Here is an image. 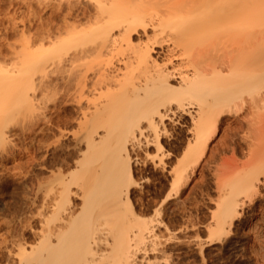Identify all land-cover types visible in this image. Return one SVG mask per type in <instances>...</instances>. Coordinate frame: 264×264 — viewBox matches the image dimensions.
Returning <instances> with one entry per match:
<instances>
[{"label":"bare ground","instance_id":"1","mask_svg":"<svg viewBox=\"0 0 264 264\" xmlns=\"http://www.w3.org/2000/svg\"><path fill=\"white\" fill-rule=\"evenodd\" d=\"M19 1L21 57L15 69L0 62V158L20 151L17 127L36 131L40 183L31 185L42 193L22 228L1 218L5 264H136L155 227L131 203L137 149L153 167L169 163L180 192L214 162L229 128V153L213 163L218 198L207 229L231 231L246 200L264 210V0ZM168 124L185 127L170 151L159 145ZM67 137L71 149L59 162L51 153L56 171L45 175L47 146L63 150ZM149 144L157 150L144 153Z\"/></svg>","mask_w":264,"mask_h":264},{"label":"rangeland","instance_id":"2","mask_svg":"<svg viewBox=\"0 0 264 264\" xmlns=\"http://www.w3.org/2000/svg\"><path fill=\"white\" fill-rule=\"evenodd\" d=\"M5 3L6 4H2V6H0V8H1L0 9V62L2 64H3V62H5V65L7 64L10 66L11 62L13 64H15L13 61L16 62L17 60H20L19 58L21 57L23 34H20V33H22V31H21L22 23L21 22H23V21H21L20 18H23L22 20H24V14H23L24 10L22 8L23 4L19 0H5ZM33 6L35 7L34 4H33ZM20 7L22 8V11H21ZM1 10H3V11H1ZM6 11H7V13L5 14ZM3 12L5 15H3ZM7 65H6V67H7ZM9 66H8V68L11 67V66L10 67ZM15 66H17V65H13V68ZM13 68L11 67L10 69H13ZM183 120H185V119H183ZM167 126L170 130H172V128H174V130H176L177 132L176 131L174 132V130H172L171 131L172 136L170 135L171 137L168 135L164 137V142L167 145L166 147H164V149L169 150L170 149L169 146L172 145L174 142L176 144H173L172 146L174 147V149H176V147H178L179 144L181 143L180 142L181 139H183V137L185 135V130H184L185 127H182L181 125L180 126L176 125L175 127H173V125L171 126V124H168ZM232 126H233V124H232ZM177 127H179V128L177 129ZM244 128L246 129L245 126H244ZM18 129L19 128L17 127V130ZM15 130L13 132H15V136L18 135L19 138L12 135L13 136V137L11 136L13 138L12 143H14V146L17 148V150H16V148L14 147L15 148L14 150L15 151L20 150V151L16 152V154H15L16 157H14V155H13V157H10V159H8V160L3 159V158H2L3 160H1V158H0V224H1L0 228L2 226V228L0 229V234H2V232L8 228V224L5 223V220L2 223V221H3L1 219L2 217L3 218L5 217L4 219H6V222H7V218H8V223L9 224H10V222L12 223L9 226L17 229V227H19L22 224V222L21 223L19 222L20 225L16 224V223H18V221H20L23 218V215H25L24 217L27 218V215H28L27 213H29L30 211L33 212L34 210H37L35 205L37 206L39 204L38 200L40 199V196L42 193V192H40L41 186H38V187L34 186V185H38V183H40V180H39V182L36 184L35 179L36 178L39 179V176H40V174H37V173H38L41 166L36 165V164H38V162L36 163V160L38 161V159H39L40 152H38V151H40L41 148H39L37 151V149H35V147L37 148V140H40L41 138H40V136H38L36 134V131H29V132H26L25 135H23L24 133L16 130L17 131V135H16ZM230 130H231L230 128H229V130L227 129V132H225L224 134L221 131L220 132L221 134L220 135L218 134V136H217V138H218L222 135L220 137L221 138L220 140H222V141L219 142V139H218V144L216 146L217 148L214 151V158L217 156L215 158L216 160L214 159V162H213V163H215V165L217 164V162H219L221 155L223 156L224 154L229 153V151H228L229 149H228V146L226 144L229 142V139H230L231 135L233 134L232 130H234V129H232L231 131ZM230 132H231V134H230ZM20 134H22L23 136ZM173 136L175 139L173 138ZM14 137H15V139H14ZM68 137H70V136H68ZM68 137L66 138L67 140L65 138H64L65 141H63L64 139L62 140V142L64 144L62 143V144L58 145V146L64 145L63 150H59V148L62 149V147L58 148L57 146H54L52 148V146H47V149L50 150V151L46 150L47 151L46 157L48 156L47 160H48L49 168L51 167L50 163L53 162L52 163V166H53V164L56 162L55 159H57V162H59L60 160H62V157L69 151V149H71L72 142H71V140L68 139ZM236 137H238L237 134H236L235 138ZM16 138H18V139H16ZM236 139L238 140V138H236ZM31 140H32V142H31ZM176 140H177V142H176ZM16 142H17V145L19 146V148L23 149L24 151L17 147ZM170 142H172V143L170 144ZM65 145L66 146L69 145L70 148H67ZM56 147L58 148V150L56 149ZM173 147H172V149H173ZM221 147H223V150ZM27 148L29 149V152L31 149V151L32 150L34 151V152L32 151L33 153L36 152V154H37V155L31 154V156H35V155L38 156V157H35L33 162L31 160V158L33 159L34 157H30V155L27 151ZM51 148L53 150H55V152ZM143 148L144 147L137 149L138 152L137 151H134V152L139 153V151H141L140 153L142 154ZM145 149H144V151H145L144 153H146V151H147V148H145ZM64 150H66L67 152L66 151H65L66 153L63 152ZM23 153H24V155H23ZM51 153H54L56 155L58 153V155H57L58 157H56V155L54 156V154L52 155ZM61 153L63 154V156H61L62 155ZM140 153L139 154H135V153L131 154L132 160L136 158L135 160H133V161H135L133 164L137 163L134 165V171H135L134 173L135 174L133 173V176H135L134 178L136 180H138V182H137L134 179L135 185L133 187H135V186L136 187L132 188V190L134 191V192H132L134 194V196L133 195L131 196V198H132L131 203L133 204V207L136 209V212L138 213V214L137 213L136 214L138 216L142 217V219L146 218L144 220H147L148 217L151 218L152 221L150 220V222H152V224L151 223H149V224H151L152 226H155V227L153 228L154 229L153 230L154 231L153 232L154 238L151 242L148 243L151 246L148 245L149 248L142 251V249H143V248H141V247H143L142 243H139L140 245L138 244V248H139L141 255H140V259H138V261H140V262L138 263V261H137L136 264H198V261H199V264H205V261H207V264H264V213H263L264 210L261 209L263 211L262 212L260 209H257V210L254 209L252 202H250L249 200L248 201L246 200V203H247V204H245L246 208L244 207L243 212L237 216L238 219L236 217V219H235L236 221H234V225H232L230 228L231 231H229V232L227 231L228 233L226 232L227 236L224 235L226 233H221V234L216 233L213 235L211 233L212 230L208 231V229H207L208 226L209 227H211V225L213 226V220H212L213 217H212V213L210 216V212H213V210L215 209L214 207H215V204H216L217 198H218L217 197L218 196L217 195L218 189H216L217 186H214V182L216 180H215V176L213 174L214 171H212L213 170L212 168L215 167V165L213 163L210 164L211 163L210 162L207 165H205V167L201 171V173H203V172L204 173L203 174H201V173L196 174L195 180L191 179L192 180V188L189 189V192H192V190L195 189V193L192 196V199L188 203L187 213L185 214L183 209H179V214L182 217V223L180 224V227L182 229V231H181L180 229H176L177 225L173 224L171 222V214H169L167 216L166 220L155 216L154 207H157V206L159 207V205L157 204V198L163 192L166 195L167 194L165 192L166 189L168 191L172 190L171 178H170L169 172L167 173V171H169V169H167V167L169 168V166H168L169 163H167L166 164L167 167L166 168L164 167L163 169L161 166H158L161 169L158 168L157 166H155V164L153 167L152 166L153 163H150L151 160L149 158H146L147 153L144 154V156H141ZM18 154H20V155H18ZM134 154L137 155V157L133 158L135 156ZM51 155L54 158L56 157L54 159L55 162L53 160H52V162L50 161L51 158L53 159V157ZM9 156H10V154H9ZM138 157L140 158L139 161L137 160ZM58 159H59V161H58ZM147 159H149L148 162H147ZM142 160L144 161V163H142ZM136 161H138V162H136ZM167 161H169V160L166 159V162ZM170 161H171V159H170ZM136 165H137V167H136ZM70 167L65 168L64 172L67 170L65 172V174L69 173V171H71V170L73 171V167H71V168ZM49 168L48 167L45 168L48 171L45 170L44 174L47 172L45 175L48 174L49 176H51L50 174H51V171L53 170L52 168H54V167H51L50 169ZM136 168H138V170ZM54 170L56 171V169H54ZM54 170H53V172H54ZM40 172H41V170H40ZM139 173L141 174V176ZM165 174H166V176H165ZM47 178H48V180L51 179L50 177H47ZM189 181L187 183L181 185L179 190L180 189L183 190L189 184ZM31 182H33L34 185H31V184H33ZM32 186L35 189H33ZM169 187H170V189H169ZM38 188L40 190L39 191L40 193L37 191ZM140 190H142V191H140ZM182 190H180V191H182ZM261 190H263V189L261 188ZM36 192H37V194H36ZM176 193H178V194H176L178 196L180 192L178 191ZM36 195L38 196V198ZM187 195L188 194H185L184 199H187ZM139 196H141V197H139ZM255 196L258 197V199L261 197V196L259 197L258 194H256ZM172 199H173V204L171 205V207L176 208L178 201L176 200L175 196ZM74 200H75V198H74ZM33 201H35V202L33 203ZM76 201L78 202L77 199L75 200V202ZM249 203L252 206H249ZM160 204H161L160 205V207H161L163 205V202H161ZM262 205L264 208V201H263ZM147 206H148V208H147ZM250 207H252V208H250ZM135 209H134V211H135ZM149 209H153L154 212L153 211L149 212L148 211ZM31 212H30V214H31ZM19 218H20V220H19ZM160 221H161V223H160ZM208 222L210 224H208ZM4 224H5V226L3 227ZM13 224H15L16 226ZM169 225H171V226H169ZM189 225L191 227H189ZM235 226H236V228H235ZM20 227L22 228V226H20ZM20 227H19V229H20ZM190 233H192V234H190ZM2 245H3V243L1 242L0 247L4 248V245H3V247H2ZM1 248H0V250L2 252L0 251V264L1 263L5 264V261L7 259V255H5V254H7V251L5 248H4V250ZM142 252L144 254L145 253L146 254L144 255V254H142ZM1 257H2V259H1ZM3 259H4V263H3ZM101 261L103 262V264L108 263L107 259H102ZM109 261H110V259H109Z\"/></svg>","mask_w":264,"mask_h":264},{"label":"snow or ice","instance_id":"3","mask_svg":"<svg viewBox=\"0 0 264 264\" xmlns=\"http://www.w3.org/2000/svg\"><path fill=\"white\" fill-rule=\"evenodd\" d=\"M165 125L167 124V121H164ZM141 127H144V125H141ZM160 139H159V145L166 147L165 143H164V137L162 134L159 135ZM157 150V144H149L147 151L150 153H153ZM154 158V157H153ZM196 177L193 176L192 180H195ZM192 180L189 181V184L182 190L180 191L179 195H176V189L175 187H173V189L171 191H168L167 189L165 190V192L167 193V195H165L164 193H161L160 196L157 198V204L159 205L161 202H163V207H155V216L159 217L161 219H165L167 218V216L169 214H171V222L173 224L177 225L176 229H181L180 224L182 223V217L179 214V209H183L185 214L188 211V203L189 201L192 199V196L195 193V189L192 190V192H189V189L192 188ZM261 180H264V176L261 177ZM185 194L187 195V199H184ZM176 197V200L178 201L176 208H172L171 205L173 204V197ZM153 209H149V212H152ZM167 222V221H166ZM171 226V225H169ZM189 227H191L189 225ZM162 230V229H161ZM192 234V233H190ZM199 264V261H198ZM205 264H207V261H205Z\"/></svg>","mask_w":264,"mask_h":264}]
</instances>
